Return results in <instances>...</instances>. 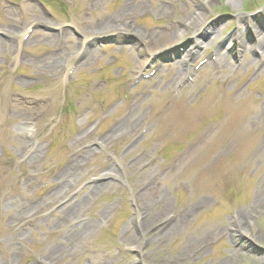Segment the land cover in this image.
I'll return each instance as SVG.
<instances>
[{
	"label": "rangeland",
	"instance_id": "1",
	"mask_svg": "<svg viewBox=\"0 0 264 264\" xmlns=\"http://www.w3.org/2000/svg\"><path fill=\"white\" fill-rule=\"evenodd\" d=\"M124 1L0 0V264H264V0H131L138 35L209 3L154 54L96 26Z\"/></svg>",
	"mask_w": 264,
	"mask_h": 264
},
{
	"label": "bare ground",
	"instance_id": "2",
	"mask_svg": "<svg viewBox=\"0 0 264 264\" xmlns=\"http://www.w3.org/2000/svg\"><path fill=\"white\" fill-rule=\"evenodd\" d=\"M155 1H156V6L153 8L152 11L156 13L158 17H161V18L171 17L172 7L174 6V3L179 2V0H155ZM232 1L235 4H237L236 0H232ZM207 4L209 3H204L202 1L198 9L191 13L187 9L184 8L182 12V16L180 18L170 21L169 23H166L164 25L147 26L145 30L146 35H138L136 31L137 29L134 28L131 24H129V19H135L138 16L149 12L150 7L147 4H144L143 2L134 3L131 0H125L116 12L102 18L100 21L97 22L96 26H98V24H102V26L105 27V31H109L113 33H117V32L118 33L120 32L132 33L136 36L135 39L138 45L141 46L144 44L145 47L148 48V52L152 54L161 52L167 49L168 46H172V45H176V47H178L179 49H182L183 48L182 39L185 34L180 33V29L184 28L185 30L189 31L190 29H194L197 26H199L198 21L204 19L201 8H203V6ZM92 5H94V2L92 3ZM96 6L98 5L96 4ZM33 22L40 23L44 27H49L50 25L49 21L45 17H41L38 15L35 16ZM78 24H79L78 26L84 29V26L87 25V21L86 19H84L81 23H78ZM103 33H104L103 31H95L93 32V35L100 36ZM52 39H55V38L50 37L51 41ZM199 42H200L199 39H196L194 44L191 45L190 51L187 53L184 52L185 53L183 56L184 61H187L190 55H193V56L198 55L197 44ZM257 45L262 46L263 40L258 38ZM237 49L238 51L247 49V46L244 44V41H239L237 43ZM91 55H93V53ZM58 56L59 57H53L54 59H53V63L51 64V66H53V68H56L57 71L59 70L60 72H63L64 57L61 56V53H59ZM144 64L145 62H139L138 70H140L144 66ZM157 105H158V102L155 104V106ZM228 107L232 108L233 105H229ZM168 108L166 110L168 111V113H165V118L163 119V120H166V123L164 124L165 133L163 134V136H166V137L161 138V139H164L165 141H169V139L171 138V134H173L177 129V125L174 123V121L170 119L171 115H173L171 114L172 111L176 112V110L173 107L169 109ZM125 110L127 111V116H126L127 119L125 118L126 120L124 122L123 121L118 122L114 128V131L110 134V136L105 137L106 139H109L115 134H118L122 130L126 129V125L129 122V120L133 118L135 110L132 104H130L129 107L126 108ZM137 123L138 121L134 123V126H136ZM212 129L209 128L207 129V131H210ZM85 138H86V135L82 134L78 142L82 144ZM209 143H211V140L209 138H205L202 136V137H199L197 140L193 141L192 143H190L189 148L190 147L201 148V147L207 146ZM215 143L216 145L221 146V147H223V145L228 146V145H233L235 143H238L241 145L240 139H237L234 133L223 136L222 138H219ZM97 144L99 146L102 145V143H97ZM37 154L38 153L36 151V155ZM176 160H177L176 161L177 163L178 159ZM202 169L205 170L206 167L204 166ZM111 176H113V174L108 172V173L103 174L101 178L104 179V178H108ZM164 201H165V198H164ZM73 207L76 208L78 206L76 204L69 205L66 212L70 213L69 211Z\"/></svg>",
	"mask_w": 264,
	"mask_h": 264
}]
</instances>
